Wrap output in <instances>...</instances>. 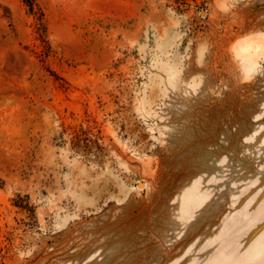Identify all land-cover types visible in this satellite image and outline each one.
<instances>
[{"label": "rangeland", "instance_id": "374dc122", "mask_svg": "<svg viewBox=\"0 0 264 264\" xmlns=\"http://www.w3.org/2000/svg\"><path fill=\"white\" fill-rule=\"evenodd\" d=\"M0 0V264H264V0Z\"/></svg>", "mask_w": 264, "mask_h": 264}, {"label": "trees", "instance_id": "16d2710c", "mask_svg": "<svg viewBox=\"0 0 264 264\" xmlns=\"http://www.w3.org/2000/svg\"><path fill=\"white\" fill-rule=\"evenodd\" d=\"M25 4H26V6L28 7V9L30 10V11H32V0H22Z\"/></svg>", "mask_w": 264, "mask_h": 264}]
</instances>
